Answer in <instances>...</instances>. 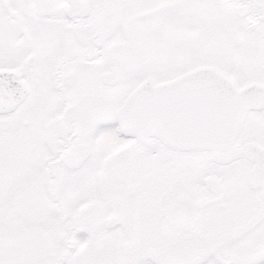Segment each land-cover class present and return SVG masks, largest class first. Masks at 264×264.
<instances>
[{
	"label": "snow or ice",
	"instance_id": "snow-or-ice-1",
	"mask_svg": "<svg viewBox=\"0 0 264 264\" xmlns=\"http://www.w3.org/2000/svg\"><path fill=\"white\" fill-rule=\"evenodd\" d=\"M0 264H264V0H0Z\"/></svg>",
	"mask_w": 264,
	"mask_h": 264
}]
</instances>
